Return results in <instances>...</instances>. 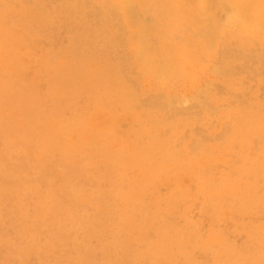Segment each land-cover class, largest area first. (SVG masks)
I'll return each instance as SVG.
<instances>
[{"label": "rangeland", "instance_id": "obj_1", "mask_svg": "<svg viewBox=\"0 0 264 264\" xmlns=\"http://www.w3.org/2000/svg\"><path fill=\"white\" fill-rule=\"evenodd\" d=\"M124 1L0 0V264H264V35Z\"/></svg>", "mask_w": 264, "mask_h": 264}, {"label": "bare ground", "instance_id": "obj_2", "mask_svg": "<svg viewBox=\"0 0 264 264\" xmlns=\"http://www.w3.org/2000/svg\"><path fill=\"white\" fill-rule=\"evenodd\" d=\"M9 1V0H8ZM47 1V0H46ZM136 1V0H135ZM22 2V1H21ZM123 2H125L124 0H123ZM128 2H129V0H128ZM127 2V3H128ZM78 3V2H77ZM197 3V2H196ZM230 3H231V5H232V9L230 10V8H229V10H230V13H228L227 14V20L226 21H234V20H237V21H241L242 22V27L244 28V29H249L250 31L251 30H254V31H256L257 33H260V34H263L264 35V0H230ZM36 5V4H35ZM81 5V4H80ZM86 5V4H85ZM132 6V5H131ZM131 6H128L127 8H131ZM185 7V6H184ZM126 8V9H127ZM130 8L128 9V11L130 10ZM125 8H124V10H126ZM132 9H133V7H132ZM184 9V8H183ZM134 10V9H133ZM185 10V9H184ZM91 11V10H90ZM128 11H125V12H127V13H129L130 14V16L131 15H134L135 13L134 12H132V10H131V12H132V14L130 13V12H128ZM180 12H182V11H180ZM227 12H228V10H227ZM90 13V12H89ZM97 13V12H96ZM137 14V13H136ZM110 15H112V14H110ZM226 16V15H225ZM107 17V16H106ZM118 17V16H117ZM134 17H135V15L133 16V18H132V16H131V19H132V21H133V19H134ZM98 18V17H97ZM218 18H220V17H218ZM94 19H96V18H94ZM108 19V18H107ZM117 19V18H116ZM115 19V20H116ZM130 19V18H129ZM137 18L135 17V20H136ZM138 20H140V19H138ZM97 21V20H96ZM134 22V21H133ZM223 22V21H222ZM225 22V21H224ZM96 23V22H95ZM132 23V22H131ZM236 23V21L234 22V24ZM121 24V23H120ZM137 24H139L138 22H137ZM226 24H228L227 22L224 24V23H222V25H226ZM233 24V23H232ZM233 24V25H234ZM236 24H238V23H236ZM119 25V24H118ZM221 25V24H220ZM120 26H122V25H120ZM119 26V27H120ZM134 26H135V24H134ZM217 26L219 27V24H217ZM123 27V26H122ZM209 27V26H208ZM210 27H211V24H210ZM209 27V29H211ZM213 28H215V26H212ZM224 27V26H223ZM212 28V29H213ZM116 29H117V27H116ZM123 29V28H122ZM138 29V28H137ZM211 29V30H212ZM223 29V28H222ZM118 30V29H117ZM120 30V29H119ZM142 30H143V28H142ZM213 31L215 32L216 30H212V33H213ZM140 32V31H139ZM200 32H202L201 30H200ZM199 32V33H200ZM207 32V33H206ZM206 32H204L203 31V35H204V38L203 39H205L206 38V36L208 37V38H206V39H208V40H211V38H212V40L210 41V43L212 42H215L216 41V37H217V35H218V33H216V34H214L213 33V35H211V34H209L208 32L209 31H207L206 30ZM134 33V32H133ZM198 33V34H199ZM206 35H205V34ZM140 34V33H139ZM207 34H209V35H207ZM134 35H135V33H134ZM200 35V34H199ZM215 35H216V37H215ZM124 37V36H123ZM133 37V36H132ZM139 37V36H138ZM203 37V36H202ZM209 37H211V38H209ZM216 38V39H214V38ZM122 38V37H121ZM140 39V38H139ZM124 40V39H123ZM144 40V39H143ZM214 40V41H213ZM121 41V40H120ZM140 42H142V40H140ZM139 43V42H138ZM143 43V42H142ZM207 43V42H206ZM211 43V44H212ZM136 44V43H135ZM210 44V45H211ZM120 45H122V44H120ZM138 45H140V44H138ZM164 45V44H163ZM213 45V44H212ZM141 46V45H140ZM171 46H173L172 44H171ZM207 47V46H206ZM212 46H210V48H211ZM147 49H148V47H147ZM149 49H151V48H149ZM148 49V50H149ZM197 49V48H196ZM230 50H231V47H230ZM239 50V49H238ZM151 51V50H150ZM121 52V51H120ZM221 52V51H220ZM234 51H232V53H233ZM231 53V54H232ZM258 53V52H257ZM225 54H228V53H225ZM120 55H122V54H120ZM139 55V54H138ZM137 55V56H138ZM224 55V54H223ZM223 55H222V57H223ZM230 55V54H229ZM234 55V54H233ZM176 56V55H175ZM240 56V55H239ZM263 56V55H262ZM230 57H231V55H230ZM229 57V58H230ZM246 57V56H245ZM248 57V56H247ZM247 57H246V59H247ZM251 57V56H250ZM259 57V56H258ZM137 58V57H136ZM177 58H179V57H177ZM224 58V57H223ZM236 58V57H235ZM123 59H127V58H123ZM138 59H139V57H138ZM162 59V58H161ZM165 59H167V58H165ZM170 59V58H169ZM168 59V60H169ZM174 59V58H173ZM240 59V58H239ZM244 59V58H243ZM246 59H244V60H246ZM251 59V58H250ZM254 59V58H253ZM252 59V60H253ZM260 59H261V57H260ZM171 60V59H170ZM175 60V59H174ZM223 60V59H222ZM225 60V59H224ZM139 61H140V59H139ZM119 62H121V65H125V63L124 64H122V61H119ZM125 62V61H124ZM147 62H148V60H147ZM218 62V61H217ZM219 62H220V60H219ZM247 62V61H246ZM252 62V61H251ZM262 62V61H261ZM255 63V62H254ZM174 64V63H173ZM222 63H220V65L219 64H216V66L217 65H219V68H220V66L222 67V65H221ZM228 64V63H227ZM169 65V64H168ZM261 65H262V63H261ZM225 66V65H224ZM223 66V67H224ZM263 66H264V63H263ZM128 67V66H127ZM154 67V66H153ZM212 67H213V65H212ZM218 67V66H217ZM126 68V67H125ZM214 68V67H213ZM124 69V68H123ZM234 69H236L235 67H234ZM152 70V69H151ZM158 70V69H157ZM167 70V69H166ZM218 70H220V69H217L216 71H218ZM248 70H250V69H248ZM125 71V70H124ZM130 71V70H129ZM215 71V72H216ZM228 71V70H227ZM231 71V70H230ZM252 71V70H251ZM211 72H213V70L211 71ZM225 72V71H224ZM235 72V71H234ZM122 73V72H121ZM181 73V72H180ZM217 73H219V72H217ZM261 73V72H260ZM161 74V73H160ZM214 74H216V73H214ZM223 74V73H222ZM224 75V74H223ZM226 75H229V74H226ZM130 78V77H129ZM159 79V78H158ZM124 80H125V78H124ZM155 80V79H154ZM128 81V80H127ZM210 85V84H209ZM209 85H206V86H209ZM133 87H134V85H133ZM206 89V88H205ZM134 90V89H133ZM136 92H137V90H136ZM209 92H210V90H209ZM219 92V91H218ZM157 94V93H156ZM181 94V93H180ZM198 95L200 96L201 94L200 93H198ZM127 96H129V95H127ZM150 96H152V95H150ZM156 96V95H155ZM172 96V95H171ZM180 96V95H179ZM235 96V95H234ZM153 97V96H152ZM152 97L150 98V99H152ZM164 97V96H163ZM157 99H158V96L156 97ZM179 98V97H178ZM90 99H92V98H90ZM185 100L187 99V98H184ZM183 99V100H184ZM199 99H201V98H199ZM235 99H236V97H235ZM149 100V99H148ZM179 100V99H178ZM242 100V99H241ZM154 101H156V99L154 98ZM161 101H162V98H161ZM168 101H172V100H168ZM194 101H196V100H194ZM147 102V101H146ZM158 102V101H157ZM164 102H166V101H164ZM173 102H175V101H173ZM184 102H187V101H184ZM154 103V102H153ZM163 103V102H162ZM166 103H168V102H166ZM172 103V102H171ZM177 103V102H176ZM182 103V102H181ZM144 104V103H143ZM149 104V103H148ZM164 104V103H163ZM182 104H184V103H182ZM200 106L201 105H203V103L201 104V103H198ZM164 105H166V104H164ZM167 105H170V104H167ZM175 105H177V104H175ZM187 105V107H188V104H186ZM205 105V104H204ZM150 106H152V105H150ZM156 106V105H155ZM158 106H160L159 104H158ZM178 106V105H177ZM138 107V106H137ZM153 107V106H152ZM161 107V106H160ZM172 107H173V105H172ZM179 108H180V106H178ZM194 107V106H193ZM207 107V106H206ZM209 107V106H208ZM158 108V107H157ZM156 108V109H157ZM191 108V107H190ZM200 108V107H199ZM153 109H155L154 107H153ZM152 109V110H153ZM164 109H166V108H164ZM182 109V108H181ZM185 109H187V110H189L188 108H185ZM178 110V109H177ZM182 110H184V109H182ZM160 111V110H159ZM162 111V110H161ZM178 111H180V109L178 110ZM158 112V111H157ZM164 112H165V110H164ZM199 112H200V110H199ZM178 113V112H177ZM169 119V118H168ZM153 121V120H152ZM165 121H167V120H165ZM165 121H163V122H165ZM154 122V121H153ZM160 124H161V122H160ZM201 131V130H200ZM222 134H224V133H222ZM222 134H219V135H222ZM206 136V135H205ZM200 137H202V136H200ZM220 137H222V136H219V138ZM150 138H151V136H150ZM210 138V137H209ZM218 137H216V139H217ZM201 139H203V137L201 138ZM223 140V139H222ZM207 141V140H206ZM118 142V141H117ZM203 142V141H202ZM225 142H226V140H225ZM195 146L196 145H194V148H195ZM191 147H193V146H191ZM190 147V148H191ZM197 151V150H196ZM193 152H195V151H193ZM178 153V152H177ZM174 160V159H173ZM150 165V164H149ZM139 168V167H138ZM140 168H143V167H140ZM120 189V188H119ZM124 202V201H123ZM132 210V209H131ZM142 213V212H141ZM160 228V227H159ZM138 230V229H137Z\"/></svg>", "mask_w": 264, "mask_h": 264}]
</instances>
